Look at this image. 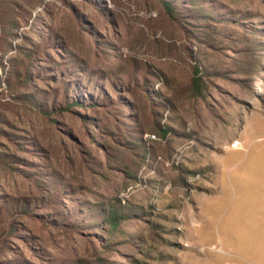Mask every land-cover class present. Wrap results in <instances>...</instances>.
Masks as SVG:
<instances>
[{"label": "rangeland", "instance_id": "obj_1", "mask_svg": "<svg viewBox=\"0 0 264 264\" xmlns=\"http://www.w3.org/2000/svg\"><path fill=\"white\" fill-rule=\"evenodd\" d=\"M31 2L36 8L28 24L13 26V16H5L0 26V153L32 164L25 179L0 164V198H38L39 188L28 176L39 169L52 171L71 189L70 199L62 202L65 209L84 205L80 213L87 205L116 200L138 217L120 225L122 234L115 233L106 250L101 245L109 237L100 229L78 233L18 216L17 226L28 230L19 227L18 234L32 236L27 241L33 250L13 239L0 262L256 264L249 205L261 192L248 178L264 169V0H202L209 18H191L186 10L192 7L184 5L175 21L155 0H105L107 17L82 0H66L77 15L62 0ZM48 29L88 70L120 68L139 80L140 74L152 72L145 78L170 104L154 113L170 133L164 139L153 133L141 136L152 153L144 162L135 165L133 155L113 151L108 157L92 123L72 111L62 109L54 123L25 106L20 97L26 89L12 76L14 61L20 60L17 49ZM34 86L44 88L39 82ZM121 95L138 107L141 120L149 118L143 94ZM81 114L84 119L101 117ZM101 128L102 138L110 142L107 129ZM120 132L126 133L123 126ZM234 141L240 143L237 149L230 146ZM14 142L28 150L33 142L37 151L20 152ZM127 167L134 179L124 173ZM39 209L35 214L48 212ZM257 227V234L264 233V222ZM231 236L242 261L223 245ZM212 245L223 254L209 251Z\"/></svg>", "mask_w": 264, "mask_h": 264}, {"label": "trees", "instance_id": "obj_2", "mask_svg": "<svg viewBox=\"0 0 264 264\" xmlns=\"http://www.w3.org/2000/svg\"><path fill=\"white\" fill-rule=\"evenodd\" d=\"M20 1L0 0V26L3 27L5 16H13V26H18L19 22L28 24L32 20V9L36 8L35 4L31 2L32 0ZM62 1L73 15H77V9L73 5L66 2V0ZM82 1L98 9L99 13L104 17L109 15L105 0ZM155 1L162 6L165 14L173 21L177 19L179 10L184 11V5L192 7L189 11L186 10L191 12L189 14L191 18H209L211 16L209 13L204 12V7H200L203 4L201 3L202 0ZM36 31V28H34L33 33ZM47 32L48 34L40 33L37 38H29L28 46H21L17 49L20 60L14 61L15 70L12 76L16 81L24 85L26 89V92L20 97L26 103L25 106L30 110L37 111L45 118L52 119L54 123H56L55 116L62 109L72 111L86 124L92 123V129L98 133V139L101 141L99 147L108 157L113 151L118 154L121 153V155L122 153L133 155L137 158V161L134 162L135 165L140 164L142 161L144 162L152 153L151 148L147 146L141 136L146 133H153L164 139L170 133V129L167 126L160 124V114L154 113L155 108L164 111L170 104L162 100L158 92L153 90L150 81L145 78L146 75L153 76L152 72L147 70L145 74H140L141 78L139 80L134 78L135 74L132 72H125L120 70V68L111 73L88 70L85 62L73 57L70 49L56 33L50 29ZM90 39L93 41L91 37ZM198 69V66L194 68V76L199 73ZM195 81L197 82V80ZM199 81L201 80L198 79ZM38 82L44 86L43 89H35L34 84ZM52 84L56 85V87L49 90V86ZM71 91L73 92L71 93ZM123 93L127 95L136 93L144 95L145 101L150 108L149 118H147L148 122H146L147 119L141 120L139 113H137L138 107L121 95ZM123 111H129L130 114L125 115ZM87 112L95 113L101 117L86 116V119L82 118L83 114L81 113ZM119 114L124 120H117L116 115ZM107 116H111V119H107ZM127 123L130 124L128 125ZM119 125L124 127L125 134H121ZM102 126L107 129L110 142L102 138L104 134ZM14 144L20 152L28 150L22 146L23 144L18 142H14ZM31 144H29L31 149L28 152L37 151L36 145L33 142ZM0 164L24 179L27 178V173L25 174V172H28L27 169L32 166V164L16 159V156L3 153H0ZM127 169L128 171H124V173L129 174L131 169L128 167ZM129 175L131 179H134V176ZM28 177L34 179L39 188L41 195L38 198L32 195L22 198H9V200L0 198V253L11 250V240L13 241V239L19 240L26 248H29L28 243L30 241L27 240H31L32 236L27 237L18 234L21 231L19 227L23 231H28L22 224L17 226L15 219L18 216L24 219L36 218L42 223L50 224L52 228L70 229L78 233L86 231V234H89L91 230L100 229L107 233L106 237H109L106 244L101 245V247L110 250L111 243L108 241L113 238L115 233L122 234L119 230L120 225L130 221L132 218H136L138 215L133 208L122 206L116 200L106 204L87 205L88 208L85 211L81 210L80 213L78 209L84 205L78 204L73 208L65 209L62 206V202L70 199L68 195L71 189L66 184H60L59 181H64L61 177L56 176L52 171L43 172L39 169L32 170V174ZM36 208H40L39 210L43 211L47 210L48 212L43 215L35 214ZM68 220L71 221L69 222L71 224L67 223ZM151 229L153 228L151 227ZM137 240L141 241L140 239ZM33 253L35 252L33 251ZM5 263L26 264L23 259H14ZM0 264L4 263L0 262ZM75 264H79V262ZM96 264L105 263L97 262Z\"/></svg>", "mask_w": 264, "mask_h": 264}, {"label": "crops", "instance_id": "obj_3", "mask_svg": "<svg viewBox=\"0 0 264 264\" xmlns=\"http://www.w3.org/2000/svg\"><path fill=\"white\" fill-rule=\"evenodd\" d=\"M252 178H248L250 186H256L258 192H261V195L258 196L260 199L250 202L249 208H251L250 213L252 214V221L255 224V237L251 240V257L256 264H264V236L263 231L260 234H257L258 227L257 224L264 222V169L258 170L253 173ZM261 176V177H259ZM252 184V185H251ZM225 239V238H224ZM236 238L231 236V240L228 242L226 239L223 242V245L230 250V254L237 258L239 261L244 260L243 256L236 251L235 242Z\"/></svg>", "mask_w": 264, "mask_h": 264}, {"label": "built area", "instance_id": "obj_4", "mask_svg": "<svg viewBox=\"0 0 264 264\" xmlns=\"http://www.w3.org/2000/svg\"><path fill=\"white\" fill-rule=\"evenodd\" d=\"M230 146H231V148L237 149L238 147H240V143L238 141H234V142H232V144ZM208 250L213 252V253H216V254H223V250L221 249L220 246L212 245L208 248Z\"/></svg>", "mask_w": 264, "mask_h": 264}]
</instances>
